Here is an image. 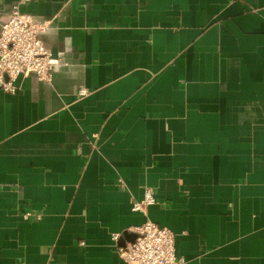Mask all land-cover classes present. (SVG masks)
Wrapping results in <instances>:
<instances>
[{
    "label": "crops",
    "instance_id": "0c3cea01",
    "mask_svg": "<svg viewBox=\"0 0 264 264\" xmlns=\"http://www.w3.org/2000/svg\"><path fill=\"white\" fill-rule=\"evenodd\" d=\"M20 9L53 67L0 88V264H125L147 219L184 264H264V0Z\"/></svg>",
    "mask_w": 264,
    "mask_h": 264
},
{
    "label": "built area",
    "instance_id": "2783aa9c",
    "mask_svg": "<svg viewBox=\"0 0 264 264\" xmlns=\"http://www.w3.org/2000/svg\"><path fill=\"white\" fill-rule=\"evenodd\" d=\"M29 0H18L6 16H0V88L6 92L16 90L15 80L20 74H33L40 80L49 81L52 76L51 50L44 44L41 33L45 32L50 19L37 20L20 8ZM80 94L85 90L80 89ZM155 202L151 188L144 190L143 197L132 203L133 210L143 211L147 204ZM37 213L25 212L28 218ZM135 237L117 247L125 264H184V258L176 253L175 235L171 229L150 219L133 228ZM114 233L112 238L118 239Z\"/></svg>",
    "mask_w": 264,
    "mask_h": 264
},
{
    "label": "water",
    "instance_id": "95a60500",
    "mask_svg": "<svg viewBox=\"0 0 264 264\" xmlns=\"http://www.w3.org/2000/svg\"><path fill=\"white\" fill-rule=\"evenodd\" d=\"M131 236H132V240L134 239V237H135V234H131Z\"/></svg>",
    "mask_w": 264,
    "mask_h": 264
}]
</instances>
